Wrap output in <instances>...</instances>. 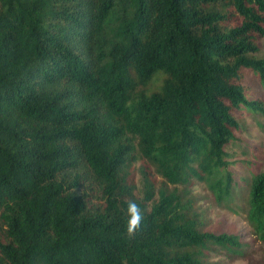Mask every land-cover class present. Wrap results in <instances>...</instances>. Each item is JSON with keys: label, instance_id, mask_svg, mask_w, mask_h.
Returning <instances> with one entry per match:
<instances>
[{"label": "trees", "instance_id": "1", "mask_svg": "<svg viewBox=\"0 0 264 264\" xmlns=\"http://www.w3.org/2000/svg\"><path fill=\"white\" fill-rule=\"evenodd\" d=\"M263 40L264 0H0V264L249 258L264 171L231 151L258 165L241 81L264 90ZM196 184L249 236L204 231Z\"/></svg>", "mask_w": 264, "mask_h": 264}, {"label": "rangeland", "instance_id": "2", "mask_svg": "<svg viewBox=\"0 0 264 264\" xmlns=\"http://www.w3.org/2000/svg\"><path fill=\"white\" fill-rule=\"evenodd\" d=\"M262 50L260 56L264 57V40L262 41ZM242 86L247 91V98L249 100H261L264 103V90L259 83V80L254 76V74L248 70L243 71ZM245 123L247 125V131L239 135L242 139H253L256 140L255 144L259 147L257 150V155L260 159H257V166H247L244 162L245 158L241 155L238 147L232 149V153L236 154L231 159V161H240L236 165L232 166L231 169L236 175L240 177H249L251 171L260 172L264 171V120L259 118L258 120L247 116L245 117ZM134 178L139 186V179L141 178L139 174L140 163L134 167ZM157 185L161 184V179H153ZM141 186V185H140ZM192 193L195 196L198 204L200 206L202 220L206 224L202 229L204 231H212L216 234L227 233L234 234L240 233L242 236H249L248 226L243 222L241 215L229 211L225 208H218L213 203H210L209 199H206L207 191L205 186L202 184H196L192 187ZM206 218V219H204ZM250 257L244 258H215L210 259L211 262L222 261V264H264V243L254 242L249 251Z\"/></svg>", "mask_w": 264, "mask_h": 264}, {"label": "clouds", "instance_id": "3", "mask_svg": "<svg viewBox=\"0 0 264 264\" xmlns=\"http://www.w3.org/2000/svg\"><path fill=\"white\" fill-rule=\"evenodd\" d=\"M126 234L128 237H134L140 230L144 219V212L141 206L134 200L126 202Z\"/></svg>", "mask_w": 264, "mask_h": 264}]
</instances>
